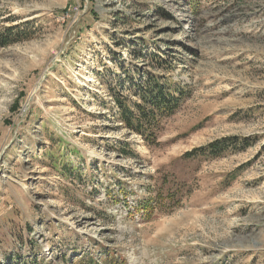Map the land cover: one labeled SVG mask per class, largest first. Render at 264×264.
I'll use <instances>...</instances> for the list:
<instances>
[{
  "label": "rangeland",
  "instance_id": "obj_1",
  "mask_svg": "<svg viewBox=\"0 0 264 264\" xmlns=\"http://www.w3.org/2000/svg\"><path fill=\"white\" fill-rule=\"evenodd\" d=\"M0 264H264V0H0Z\"/></svg>",
  "mask_w": 264,
  "mask_h": 264
},
{
  "label": "trees",
  "instance_id": "obj_2",
  "mask_svg": "<svg viewBox=\"0 0 264 264\" xmlns=\"http://www.w3.org/2000/svg\"><path fill=\"white\" fill-rule=\"evenodd\" d=\"M3 43H6V41H3ZM153 89H154V92H152L150 95H146L145 96H141L142 98V101L146 104H148L149 106L151 107H155V110L156 111H160V109L162 107H164V113H167V111L169 112L170 111V106H174L175 104H170L171 103V96H169L168 94H164L163 92V89H161V87H158L157 84H154L153 85ZM171 98V100H170ZM116 104H117V108L119 109V112H120V116H121V119L123 121V123L126 125L127 128L129 129H134L137 133H140L141 132V128H140V120L145 117L147 119V116H144V114H142V118L138 121V120H135L134 118V114L131 112V109L129 108L128 105H124V102L123 104H121L119 102L118 99L115 100ZM139 105L136 104V107H138ZM148 124V123H147ZM152 125L150 126V124H148L147 126V129L146 131H148V133L151 135L152 132ZM125 146V145H124ZM125 148H123L124 150ZM148 206H150V203H147ZM139 208L140 209H146L143 204H139Z\"/></svg>",
  "mask_w": 264,
  "mask_h": 264
}]
</instances>
